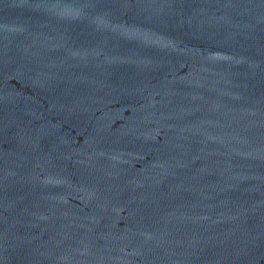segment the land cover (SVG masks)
I'll list each match as a JSON object with an SVG mask.
<instances>
[{"label": "water", "instance_id": "95a60500", "mask_svg": "<svg viewBox=\"0 0 264 264\" xmlns=\"http://www.w3.org/2000/svg\"><path fill=\"white\" fill-rule=\"evenodd\" d=\"M0 264H264V0H0Z\"/></svg>", "mask_w": 264, "mask_h": 264}]
</instances>
